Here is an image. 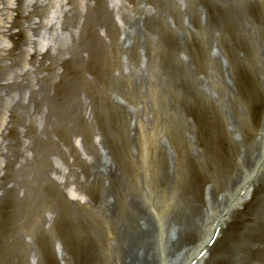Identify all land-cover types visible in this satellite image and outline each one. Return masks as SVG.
<instances>
[{
  "label": "rangeland",
  "instance_id": "rangeland-1",
  "mask_svg": "<svg viewBox=\"0 0 264 264\" xmlns=\"http://www.w3.org/2000/svg\"><path fill=\"white\" fill-rule=\"evenodd\" d=\"M29 1L23 2L18 9L19 15L17 0H0V57L5 56L0 60V73H7L9 80L16 77L21 81L17 75L28 72L36 85L38 77L48 73L45 69L41 73L35 71L38 61L45 62V65L49 63L43 53L50 49L56 54L61 45L71 44L61 27L62 15L70 9V2L42 0L46 26L38 34L30 31L32 43L26 46L22 43V32L27 34L28 24L32 21L24 17ZM134 1L136 4L143 1L152 8L146 14L150 23L149 28L129 32L126 17L135 16ZM88 2L91 4L94 0H77L81 14L86 12ZM102 3L112 19V41L111 44L109 41L108 44L99 43V56L80 65L77 96L70 102L76 105L77 115L81 116H75L79 127L71 131L70 122L61 124V135L51 133L52 145H44L47 147L44 167L53 183H45L44 179L28 172L30 181L19 185V197L24 195V185L30 184L32 188L26 198L27 212L25 219L17 216L9 219V213L8 224L1 221L0 264H12L11 254L17 249L30 251L23 264H35L37 251L32 239L34 232L30 231L36 227L35 224L47 227V221H77L82 208L79 200L82 203L87 196L78 194L75 177L70 173L72 169L88 174V166L94 159L111 153L123 166L130 167L133 160L135 165H139L135 156L138 143L130 128L133 129L137 121L142 122V118L145 126L152 128L158 119L167 115V112L158 111V95H165L164 99L171 94L177 95L182 100L178 105L183 110L192 106L217 111L216 122L208 120L205 123L212 124V127L216 124L219 136H231V141H226L231 151L234 140L242 148V133L234 131L227 120L239 116L241 121L237 120L244 128L246 139L255 140L256 133L264 129V0H102ZM89 14L93 19L92 9ZM33 17L39 20L37 16ZM92 25L99 36L109 39L95 18ZM125 37L127 41L123 45ZM35 50L41 54L34 61L31 55ZM9 51L14 53L13 61ZM62 71L63 67L57 66L56 72ZM217 75L225 81H219ZM203 88L215 92L214 98L200 93ZM13 95L5 97L4 106H0V176L8 172L7 182L13 181L12 175L17 176L6 169L7 160L2 156L4 152L8 155L13 153L14 145L10 142H15L10 130L13 128L19 133L17 136L24 146L25 155L32 157V150L27 151V147L34 143V135L44 128L41 118L34 121L35 131H31L28 123L24 124V119L20 121L18 115L11 117L9 109L14 101ZM25 95L27 97L28 93ZM185 95L186 98H182ZM195 101L197 105L193 104ZM144 103L147 104L149 121L143 116ZM186 116L194 119L192 114ZM174 120L173 124L183 122L182 118L181 121ZM121 127L126 129L125 133ZM156 127L159 128L160 123ZM116 129L120 132L115 135L112 130ZM185 133L191 137L192 132L185 130ZM158 135L166 141L164 134ZM110 136L117 142L123 140L124 145L116 142V147L112 148ZM178 140L185 146L196 145L195 139H191L192 143L181 138ZM34 144L38 146L37 141ZM202 172L198 178L199 186L207 200L209 187L213 182L220 183L221 172L209 170L205 163ZM217 193L220 196L223 193L220 186ZM200 201L195 199L193 204L198 206ZM151 218L156 222L154 216ZM25 221H30L29 225L24 226L22 222ZM223 224L207 259L200 264H264V177L256 183L253 193L239 210L226 215ZM60 249L61 245L56 240L55 250L59 254ZM60 264H63L61 259Z\"/></svg>",
  "mask_w": 264,
  "mask_h": 264
},
{
  "label": "bare ground",
  "instance_id": "bare-ground-1",
  "mask_svg": "<svg viewBox=\"0 0 264 264\" xmlns=\"http://www.w3.org/2000/svg\"><path fill=\"white\" fill-rule=\"evenodd\" d=\"M17 1L16 11L24 1L27 2ZM69 2L70 9L63 13L61 27L66 31L71 44L61 45L56 54L50 49L43 53L49 63L45 65V62L38 61L35 71L41 73L45 69L48 73L38 77L37 87L28 72L17 75L22 78L21 81L16 77L9 80L7 73H0V106H4L5 97L14 94L9 109L12 118L18 115L20 121L24 119V124L28 123L31 131H35L33 123L38 118L44 123L41 132L34 135V143L37 141L38 146L32 143L27 147V151L32 150V157L25 155L24 146L17 136L19 133L10 128L15 142H10V145H14L13 153L8 155V152H4L2 156L7 160L6 169L15 172L17 176L12 175L11 182H7V171V174L0 176V224L1 221H7L9 213V219L12 216L25 219L28 207L26 198L32 188L30 184L24 185V195L19 197V185L27 183L28 172L44 179L45 183H53L44 167V163H47V147L44 145H52L54 140L51 133L59 136L61 124L70 122L68 125L71 131L79 127L75 119L76 105L70 102L77 96L76 81L81 73L80 65L99 56V43L108 44L109 41L111 44L112 41V19L102 0H94L91 4L88 2L84 14L77 7V0ZM42 3V0H30L26 6L24 17L32 20L28 24L27 34L22 32V43L26 46L32 43L29 32L38 34L46 26L45 7ZM138 5H141L140 9ZM134 6L135 16L126 17L129 32L149 28L150 17L146 14L152 8L143 1L138 4L134 1ZM90 9L94 11L96 22L105 29L108 40L97 34L92 25L94 18L89 14ZM34 15L39 18L38 21L34 20ZM126 41L125 37L123 45ZM84 52L87 54L84 55ZM66 53L70 55L66 56ZM39 54L40 51L35 50L31 59L35 61ZM8 55L13 61L14 53L9 51ZM4 57L1 56L0 60ZM59 65L63 71L57 73ZM56 76L58 80H55ZM217 78L223 82V77L217 75ZM202 91L200 93H207L214 98L215 92L206 88ZM164 96H157L160 103L158 111L167 112L166 116L155 122V127L160 123L159 128H148L144 118L142 122L137 121L133 129L130 128L131 135L138 143L135 156L139 165H135L133 160L130 167L123 166L111 153L94 159L88 166V174L83 170L70 171L75 177L78 194L87 196V199L82 203L79 200L82 208L78 212L77 221H47V227L41 224H35L33 229L29 227L34 232L32 239L37 251L35 264H60V259L63 264H192L195 259L200 264L207 259L208 252L215 244L211 246L209 241L225 222L226 215L231 211L237 212L253 193L256 183L264 177V129L256 133L255 140L246 139L244 128L237 120L241 121L239 116L227 120L234 131L242 133V148L234 140L231 151L226 144V141H231V136H219L216 124L212 127L211 123H205L208 120L215 123L218 119L217 111L192 106L183 110L178 105L182 100L177 95L171 94L167 99ZM182 98H186V95ZM193 104L197 105L196 101ZM146 108L147 104L144 103L143 116L149 121ZM185 114H192L194 119H187ZM181 118L182 123L173 124V119L181 121ZM120 130L126 132L124 127ZM185 130L192 132L191 137ZM112 131L115 135L120 132L118 129ZM158 134H164L167 142L160 139ZM180 138L189 143L195 139V147L180 144ZM110 139L112 148L117 143L120 146L125 143L123 140L115 141L112 136ZM204 163L209 170L221 172L220 183L211 184L207 200L201 194L198 179L203 173ZM247 168L250 169L247 171ZM219 186L223 192L221 196L217 193ZM194 198L201 200L198 206L193 204ZM151 215L156 218V222L152 221ZM29 222L22 223L26 226ZM223 227L224 224L219 234ZM191 239L193 241L189 242ZM56 240L61 245L60 254L55 250ZM27 247H30L29 244ZM203 250L206 253L201 256ZM29 252L15 250L11 254L12 264H23Z\"/></svg>",
  "mask_w": 264,
  "mask_h": 264
}]
</instances>
